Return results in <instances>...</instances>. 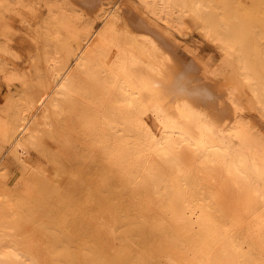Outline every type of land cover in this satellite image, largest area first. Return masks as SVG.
I'll return each mask as SVG.
<instances>
[{"label":"bare ground","instance_id":"obj_1","mask_svg":"<svg viewBox=\"0 0 264 264\" xmlns=\"http://www.w3.org/2000/svg\"><path fill=\"white\" fill-rule=\"evenodd\" d=\"M242 3L114 0L105 6L101 0H0V36L12 31L10 21L17 18L45 47L30 55L27 73L3 72L17 77L24 96L14 104L10 96L14 91L10 92L0 109L7 121L0 115L4 123L0 133L10 153L24 160L31 145L41 144L39 132L49 135L59 117H63L59 125L64 124L57 127L61 133L55 132L56 138L51 130L49 135L56 138L52 140L59 150L70 154L62 138V134L68 136L67 131L83 145L81 159L73 152L67 165L60 164L59 153L50 154L57 174L65 180L53 185L49 174L41 187V193L54 198L49 204L44 202V208L52 209L54 215L62 211L55 218L64 222L63 227H68L72 214L86 212L91 205H106L113 212L116 230L121 227L123 231H116V236L135 235L132 240L137 244L154 234L164 237L162 246L169 252L170 264H264V135L238 116L241 106L233 93L236 87H246L264 108V50L258 48L256 56L250 55ZM85 8H94L91 13L84 11L94 16L83 22ZM186 14L198 17L205 37L230 58L229 75L240 86H231L228 95L223 92L227 106L219 101L214 110L213 86H197L187 75L196 53L191 46L189 59H184L177 44L180 40L174 36L177 32L183 36ZM5 38L12 40L10 35ZM12 74L4 76L17 80ZM59 138L62 141L57 144ZM11 201L4 200L19 209L20 202H15L16 207ZM84 215L79 227L88 237L92 223H85L90 220ZM4 220L0 217V264H42L36 248L31 251L18 233L3 229ZM55 224L52 238L60 227ZM62 226L58 233L63 238L57 235L61 241L55 244L59 248H53L60 253L66 246L68 252L62 251L70 259L72 245L62 247L67 236H62ZM101 245L92 247L104 252L100 260L93 255L97 264H132L128 246L108 254L110 245ZM93 258L87 255V261H92L88 264L96 263Z\"/></svg>","mask_w":264,"mask_h":264},{"label":"rangeland","instance_id":"obj_2","mask_svg":"<svg viewBox=\"0 0 264 264\" xmlns=\"http://www.w3.org/2000/svg\"><path fill=\"white\" fill-rule=\"evenodd\" d=\"M101 1H103L104 4L106 3L105 6H107V5L112 4V2L114 0H101ZM242 4L243 5L241 7L245 11V13H244L245 14V25L247 27V30L250 32L248 34V37H247V43H248L249 47L251 48L250 55L256 56L257 53L259 52L258 48L264 50V0H243ZM84 11H86V12L90 11V13H91V11H94V8H92V9L91 8H85V10L83 9V22H85L86 20L92 19V17L94 16V12H92V15H93L92 16L91 14L86 13ZM85 13H86V15H85ZM232 15L234 16L235 14L232 13ZM191 16H192V14H186L185 16H183L184 18L182 19L183 20L182 23L183 22L184 23H183L182 28H183L184 34L181 33V34H183V36L181 35L182 37L180 36V33H178V32H177L178 35L175 34L176 31L171 25L168 26V29L171 31H175V32H173V35L175 34L174 36H176V38H178L180 40L181 43L178 42L177 44L180 46L179 47V50H180L179 53L182 54L181 56H186L184 59H189L188 56H190V53H188L187 51H189L191 46H193V48H194L193 50L196 53L197 59H196L195 63L190 66L192 69L191 71H193V73L190 74V72H191L190 71V72H188L187 75L188 76L191 75L193 77L192 83L196 84L197 86H202L201 84H210L213 86L212 88L214 89V94L212 95L211 99L214 100L212 107L215 110V109L219 108V106H218L219 104H216L219 101H220V105H222V104H225L226 106L228 105V103H227L228 100H227L226 96H224V93H225V95L226 94L228 95V92H230V88H232L231 86H238L239 83H236V81L232 78V76L229 75L231 73L230 68H229L230 67L229 66V61H230L229 56L224 54V52L220 49V47L218 46L217 43H215V42L213 43V41L208 40V38L205 37V34L203 33L204 30L202 29V26H203L202 21L200 19H198V17L196 18L197 20L192 19L193 17L195 18V16H192V18H191ZM230 17H231V15H230ZM235 17L236 18L238 17L237 14L235 15ZM231 18H233V17H231ZM17 21H18L17 18L10 21L11 26L13 25L14 28L12 27V31L5 34L6 38L10 35L12 40L9 38V40L7 42L9 43V41L11 40L10 41L11 43L6 44L7 42H6V40H4L5 37L3 38L2 36H0V39H1L0 42H2V43H0V55H1L0 56V63L2 64V67H3L2 71L0 69V109L5 104V101H3V100H5L6 96L9 95L10 92H13V91L16 92L19 88L21 89V84L18 81L17 77L13 76L15 74V72L21 73V71H24V73H27L30 69V61H31L30 55H32L34 53L33 51H35V50H38V49L40 50V49L45 48L43 46V41L41 40V43H40V41L36 38L37 35L33 31L26 29L23 26L21 27V24L17 23ZM238 22H241V21H238ZM16 26H19V27H16ZM15 27H16V30H15ZM25 29L27 31H31V33L28 32V33H30V34H28ZM19 31H22V32L20 33ZM11 33H13V34H11ZM12 35H13V37H12ZM34 35H36L35 38H34ZM32 36L34 38V39H32L33 41L31 39H29ZM174 36L172 37L173 39H175ZM2 38H3V41H5V43L2 41ZM13 38H15L14 41H13ZM178 39H175V40L179 41ZM183 41H184V43H183ZM22 42H24V44ZM35 42H36V44H35ZM37 42L39 43L38 47H37ZM47 49H48V47H47ZM13 52L16 53L20 58L16 54H15L16 55L15 56ZM11 54L13 55L14 58H12ZM197 60H198V63H197ZM2 61L4 63H2ZM23 63H24V65H23ZM203 63H204V65H203ZM11 66H13V67H11ZM2 67H0V68H2ZM9 68H10V70H9ZM19 68H20V70H19ZM207 68L209 69V71L207 70ZM11 69H13L14 71L16 70V71L14 72ZM186 70H187V68H186ZM4 71L6 72V75L8 72L9 73L11 71L14 72V74L11 73L12 78H16L17 80H12V79L9 80V78H11V74H10V76H6L5 73H3ZM24 73H22V74H24ZM4 75L6 77H9V78L7 79ZM231 78H232V80H230ZM233 80L235 82H233ZM234 83L236 85H234ZM240 88L236 87V90L233 91V93L236 96L237 102H239L240 106L242 107V108L240 107V113L238 116L241 115L240 118L243 121H245L247 123L249 121L251 123L250 124L251 126L254 125L252 127L258 132L259 135H261V133H262V135H264V108L260 107L261 105L256 103L255 98L250 93L248 88H246V87L244 88L243 86ZM20 89L16 93L13 92L15 95L13 93H12L13 95L10 94V96H13V98L15 100L14 104H16V101L19 102L21 99L23 100V98H24V96H22L20 94ZM232 89H231V91H232ZM7 91H8V94L6 93ZM16 97H17V99H16ZM18 99H19V101H18ZM258 107H259V109L262 108V110L259 111ZM241 109H242V111H241ZM0 115H2V117L0 116L2 121L4 120L3 122L6 123L7 122V121H5L6 117L3 116V113H0ZM59 118L61 119V117H59ZM60 119L57 123L54 124L53 127L55 129L54 128H52L50 130L48 129L50 131V132H48L49 135H51L53 133L51 130H54L53 134H55V132L57 133L60 131V129L57 127H60V128L64 127V124L62 126H60L62 123L60 121H62L63 117L61 120ZM2 121H1V123H2ZM1 123H0V125L3 126L2 124H4V123H2V124ZM59 123H60V125H59ZM42 126L43 125H41V128H44V127L46 128V126H43V127ZM0 129H2V127H0ZM0 132L3 133V129H2V131L0 130ZM1 133H0V146H1L0 147V194H1L0 195V206H1L0 207L1 208L0 214H2V215L0 217L3 218V220L5 219L4 221H6L5 226H4L5 228H3V229L8 230V232L18 233L17 235L18 236L20 235L23 243L25 245H28V248L29 249L31 248L30 249L31 251L35 252L37 249V251H36L38 253L37 256H38V259L40 260V262L42 264L44 262H46L44 264H48V263L52 264L53 262L55 264H57V263H60V260H62L61 264L64 263L63 261H65V263L71 264L70 263L71 261L69 262V260H73L74 264L92 263V261L91 262L87 261L88 259H90V258L87 259V255H89V257H91V258H93V255H94V256H96V258H95L96 260H97V258L100 260L101 255H102L101 253H104V252L101 249H97V250H95V249L97 247L100 248L101 243L104 245H108V246L110 245L109 247L105 246V247H108V249H109V251H108L109 253L107 252L108 254L112 253L111 250L114 252H117V250L121 251V250H123L122 249L123 247L128 246L129 248L128 247L127 248L129 249L128 250L129 255H127V257L130 256V257H132V260L134 259L133 260L134 262L132 261V264H170L169 256H168L169 252L166 253L165 251H167V250H165V247L162 246V245H165V243L162 242L163 240L165 241L164 237H161V236L154 234L153 236L151 235L152 237L149 236L147 238V240H145V241L143 240V243L139 241L140 243L137 244L136 242L133 243V240H132L133 239L132 237L135 235L127 234L125 236L123 234V237H121L122 236V234H121V236L120 235L116 236V235H118L119 232L123 233V231H122L121 227L119 228L121 230H119L118 228L116 230L117 226H116V222L113 218V212L106 205H100V206L91 205L88 207L87 210H85L86 212L83 211V213L72 214L68 220V227L70 226L71 230H67V233H66V229L68 227L65 225L64 226L65 228H64L62 226V225H64V222L59 221L60 220L59 218L56 219L58 216H60L62 214L61 213L62 211L58 212V213H61L60 215H58L57 212H56L57 215H54V213H52L53 212L52 209L44 208V205H43L44 202L49 204L54 199L52 197V195L49 193L48 194L46 192L41 193V187L48 182V180L46 181V178H48L49 174L53 176L52 178L55 177L54 179L50 178L51 179L50 183L53 185L61 184L65 180L64 177H62L60 174L59 175L57 174L58 173L57 172V166H55L52 163V160L50 161V159H51L50 154L59 153L60 159H61L60 164H63V165H67V162H69L68 159L70 158V154L72 157L73 152H76L78 154V158L81 159V152H82L81 150L83 148V145L80 143L79 140H77L75 134H73V133L69 134L68 131L66 132V133H68V136L66 134H62V138L66 139L69 146H70V154H67L66 152L60 151L59 150L60 146H57L56 143L53 141L54 139L57 138L56 136H59V134L58 135L57 134L52 135L53 137H56L54 139L52 138L53 139L52 140L49 138L50 137L49 135H45L46 132H43L44 135H43V133L39 132V134L42 135V137L40 135L38 137L39 138L38 143L41 142V144H38L39 147L36 145L37 143L35 145H31L30 148H28L27 156L26 155L24 156L25 159L24 160H16V158L13 157L12 154L10 153L11 149L8 148V143L5 140L4 135ZM59 133H61V131ZM2 135H3V137H2ZM60 140H61V138H59L55 141H57V144H58V142ZM59 144L61 145V143H59ZM71 147H72V149H71ZM36 170H37V172H36ZM93 180L94 179L92 178V181ZM36 190L39 192L36 193ZM5 194L6 195L9 194L10 196L12 195V199H10L11 197H9V196H8L9 198L6 197ZM2 195H4L5 197ZM40 195H42V196H40ZM48 195H49V197H48ZM37 196H39V199ZM43 197L45 198L44 200H43ZM51 197L53 199H51ZM7 199H9V200H7ZM4 200L5 201H11L12 200L10 202V204L14 201V205L16 204L15 202H18V203L20 202V204H18V205H20V207L15 205L19 209H15V210H17V211H15L14 209H12L10 207L9 203L7 202L9 205L8 206L7 203L4 202ZM21 201H22V204H21ZM1 203L4 205H2ZM41 203H42V205H41ZM22 205H24L25 208ZM2 206H4V207H2ZM6 206H7V208H5ZM16 207H14V208H16ZM21 207L24 209H22ZM11 211L14 215L11 214ZM51 214L54 216H51ZM82 215H84L83 217H85L87 220H90V222L84 221L85 223H87V222L92 223L90 225L91 227H88L89 229H91L90 230L91 233L88 230V228L86 229V231L88 230V232H89L88 237L83 236V229L79 227L80 222H83L80 219L82 217ZM12 216H14V217H12ZM50 217H52V218H50ZM52 220H54V222L56 220H58V222L56 221L55 223L56 224L59 223L58 225H60V227L62 226V228H61L62 233H63L62 236H64V234L67 235L66 238L64 236L65 240L62 241V242L65 241L66 243L64 242V244L63 245L61 244V245H62V247H64L65 244L72 245V246L67 245V248L69 246V248H68L69 253L68 254H70V251H71L72 254L70 255V257L72 259L71 258L69 259V255H67V257H66V254H67L66 252H68V251H66L67 250L66 246H65V248H63L66 252L62 251L63 249L60 252L62 254V256L58 252L60 250L53 248L57 245L58 246L60 245V244H57V245H55V244L58 242L60 243V241L62 240L63 237H61L60 232L58 233V229L60 227H58L54 222H52ZM33 221L38 222V223H35ZM47 223H48V225H47ZM49 223L52 225H50ZM53 224H55V226H57V228L55 227L57 229V235H59L61 237V240H58L57 238L59 236L54 234L53 238L55 239L57 237L56 238L57 240L55 239L56 242H54V243H52L54 240L52 238V232L53 231L51 228L52 226L54 228ZM97 224H98V226H97ZM92 226H94V227H92ZM63 228L65 229V231ZM116 231H118V233H116ZM68 232L71 235H69ZM69 236H71V238ZM67 237H69V239ZM97 239H99L101 241V243L99 242L100 245H99V243H97ZM93 240H94V242H93ZM95 241H96V244H98V245L94 244V246H93V243H95ZM144 242H146V243H144ZM50 243L54 244V246ZM112 243H113V245L116 246V248L112 247V245H111ZM131 243H133V244H131ZM87 246H91L92 250L94 249L92 247H95V249L92 251L91 249H89L90 247L85 248ZM34 248H36V249H34ZM86 249L87 250L89 249L94 253L89 252ZM96 251L99 253H97ZM161 251L162 252L164 251L166 255L164 254V252L160 254ZM86 252H89V254H87ZM91 253H92V256H90ZM34 254L36 255V253H34ZM163 255H165V257ZM48 256H50V259L52 256V260H54L53 259V257H54L55 261H53L51 263L49 260H47V259H49ZM45 258L47 261L45 260ZM95 259L93 258V261H96ZM97 263L98 262L96 261L95 264H97ZM127 263H129V262H126V264Z\"/></svg>","mask_w":264,"mask_h":264}]
</instances>
